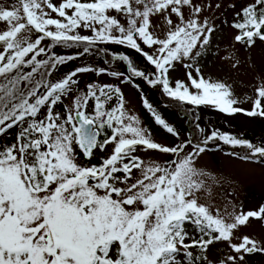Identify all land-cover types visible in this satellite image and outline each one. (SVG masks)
Wrapping results in <instances>:
<instances>
[{
  "label": "snow or ice",
  "instance_id": "1",
  "mask_svg": "<svg viewBox=\"0 0 264 264\" xmlns=\"http://www.w3.org/2000/svg\"><path fill=\"white\" fill-rule=\"evenodd\" d=\"M203 10L193 0H62L58 6L53 0L0 3V22L7 25L0 31V136L19 128L14 143L0 145V264H201L207 260L209 245L230 242L234 230L250 218L264 216V205L233 212L232 222L219 209L213 213L210 205L199 202L198 193L205 187L201 177L206 173L196 167L210 141L247 148L250 155L242 158L261 160L264 144L217 129L202 138L165 145L154 139L138 115L128 112L120 87L94 81L81 90L74 79L86 72L128 83L141 78L160 88L181 110L187 104L204 105L228 115L243 112L264 118V83L256 89L251 110L239 106L250 97L241 101L230 85L205 78L199 67L195 68L198 78L188 72L190 85L176 80L173 86L169 72L174 64L189 60L184 67L191 69L210 44L215 25L207 18L201 21ZM156 14H166L172 26L164 38L150 30V17ZM173 14L178 19L175 24ZM235 15V41L248 47L256 38L264 41V0L248 3ZM81 29L92 35H82ZM45 39L50 43L43 46ZM107 43L135 50L155 71L116 53L111 60L124 62L127 75L85 65L59 80L48 79L47 69L94 49L103 51L96 46ZM57 46L82 51L57 55L51 51ZM41 54L48 58L38 60ZM26 65L32 66V72H23ZM41 67L46 71L40 80H33ZM24 81L30 85L27 89L20 86ZM70 93H74L72 103L65 105L62 115L56 106ZM143 104L158 126L179 139L178 130L153 104L146 98ZM196 128L205 132L199 124ZM109 144H114L113 152L99 164L89 166L78 159L82 154L91 160L95 149L103 151ZM141 151L172 158H146L137 154ZM193 248L199 252L194 254ZM230 248L236 253L264 252V244L248 236L239 244L230 243ZM236 259L229 255L221 264H236Z\"/></svg>",
  "mask_w": 264,
  "mask_h": 264
},
{
  "label": "rangeland",
  "instance_id": "2",
  "mask_svg": "<svg viewBox=\"0 0 264 264\" xmlns=\"http://www.w3.org/2000/svg\"><path fill=\"white\" fill-rule=\"evenodd\" d=\"M5 0H0L4 3ZM11 3L12 0H7ZM62 0H53L57 6ZM195 4L200 5L204 10L200 13V19H208L215 25L207 50L196 59L191 69L185 68V63H191L189 60L176 62L173 69H170L169 76L174 82L181 80L185 84L190 85L188 80V72H192L193 77H197L195 71L199 67L200 74L205 78H211L214 81H222L230 85L236 97L241 101L245 97H250L246 102L239 106L246 110H251L253 101L256 98V89L264 83V41L256 38L255 43L248 47L245 43L235 41L238 30L232 27V23L236 18V13L248 3L254 0H193ZM219 5V7H217ZM235 5V7H231ZM182 11L185 18L189 15V9L185 6ZM111 15H116L111 12ZM53 18H58L55 13L51 14ZM166 14H156L150 17L151 31L160 38H164L168 30L172 27L168 25L165 19ZM122 23L125 22L124 17H118ZM173 24L178 22L177 17L171 15ZM6 24L0 22V31L5 30ZM82 35H92L89 29H81ZM50 43L48 39L42 42L43 46ZM98 49L93 50L83 56H79L72 61L59 65L55 69H47L50 72L48 79L56 81L63 78L69 72L77 67L91 65L93 67H105L109 71H125L126 64L124 62H116L111 57L116 53L127 54L142 69L154 72L153 66L149 65L145 59L135 50L126 48L125 46L115 45L111 43L98 44ZM2 50V49H0ZM145 50L148 49L145 47ZM57 55H75L82 51V48H66L57 46L51 49ZM31 55V54H30ZM47 55L41 54L37 57L47 59ZM239 61V63H237ZM235 65V66H233ZM46 71L41 67L37 72L33 73V80H40L41 73ZM25 74L32 72V66L26 65L23 69ZM127 75V72L125 71ZM198 78V77H197ZM74 79L78 80V88L84 90L86 85L94 81L101 84H113L121 88L126 101L125 107L130 114L138 115L143 126L151 129L154 139L165 145H174L190 138H202L205 133L212 130H220L237 135L238 138H244L257 144H264V118L256 116L250 117L243 112L228 115L220 112L211 106H193L190 104L183 105V110L175 107L174 102L170 101L161 91L160 88L149 86L143 79L134 78L132 83L122 82L120 77H112L107 74L97 76L95 72L79 73ZM140 87L137 89L135 85ZM21 88L30 87L27 81L21 83ZM44 91L43 88L40 89ZM74 93H70L63 98V103L56 106V111L62 115L65 113V105H71ZM146 98L155 108L163 115V117L173 125L179 132V139L167 133L161 126H158L148 110L144 107L143 99ZM114 103V101H113ZM264 104V101H262ZM89 111H92L90 103ZM205 132L201 133L197 130L196 125ZM18 127L8 130L6 135L0 136V145L12 144L15 142ZM110 134V133H109ZM114 149V144H109L103 151L98 148L94 150V157L91 160L86 159L82 154L78 155V159L89 166L91 164H99L103 159L107 158ZM191 149H185L190 151ZM142 157L156 158L160 161L170 160L172 157L164 154L149 151L147 153L141 151L137 153ZM245 155H250L247 148L226 145L221 141L209 142L206 151L199 156L196 161V167L203 169L206 173L201 179L205 182V187L198 193L199 202L210 205L213 213L216 209L220 210V215L228 222H232L233 212L239 213L251 210H259L264 205V160L255 157L244 159ZM138 175V174H137ZM210 189V191H209ZM194 226H189L191 232ZM244 236L255 238L264 244V216L261 218H250L245 226H240L234 230L231 241H218L208 246L206 256L207 260L201 261V264H221L223 258L231 255L235 256L236 264H264V252L255 253H236L230 248L231 244H239ZM196 235V239H199ZM207 239V237H205ZM188 242V241H186ZM194 254L199 249H191ZM243 256L241 260L239 257ZM183 261V256L179 257ZM230 264V262H228Z\"/></svg>",
  "mask_w": 264,
  "mask_h": 264
},
{
  "label": "trees",
  "instance_id": "3",
  "mask_svg": "<svg viewBox=\"0 0 264 264\" xmlns=\"http://www.w3.org/2000/svg\"><path fill=\"white\" fill-rule=\"evenodd\" d=\"M110 133V132H109Z\"/></svg>",
  "mask_w": 264,
  "mask_h": 264
}]
</instances>
